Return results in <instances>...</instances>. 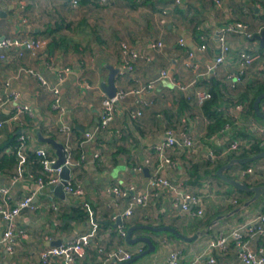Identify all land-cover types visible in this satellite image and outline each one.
I'll return each mask as SVG.
<instances>
[{
	"label": "crops",
	"instance_id": "crops-1",
	"mask_svg": "<svg viewBox=\"0 0 264 264\" xmlns=\"http://www.w3.org/2000/svg\"><path fill=\"white\" fill-rule=\"evenodd\" d=\"M178 1L110 0L99 5L97 0H91L85 4L79 1L75 7L73 0H0L1 36L46 41L34 54L26 53L19 58L13 52L4 54L5 60H0V120H9L19 104L31 109V115H23L20 123H5L0 128V145L10 137L17 136L19 141L25 136L22 148L15 152L26 160L24 167L17 162L3 166L0 187L10 189L14 199L34 194L33 203L37 206L36 211H24L17 218L16 227L23 236L13 255L0 245V264H40V255L54 243H65L82 235H90V247L85 257H78L72 264H110L108 256L118 246L135 256L146 246L126 244L119 227H115L114 217L129 207L133 195L146 190L150 192V202L146 207H135L124 218L125 234L129 227L145 225L170 226L186 236H199L189 243L166 232L136 230L133 237L150 238L155 251L133 264H165L172 252L179 253V264H204L212 239L264 211V196L244 208L252 195L238 191L216 176L217 170L239 153L231 150L233 141L249 146L254 138H262L260 129L264 128V121L246 113L249 101L240 103L239 96L257 82H264V44L254 39L264 31V0ZM231 23L246 25L252 36L247 39L243 35H229L227 60L211 75L207 68L220 48L219 31ZM180 39L184 46L178 44ZM121 43L149 61L141 59L133 71L126 72ZM157 43H161L159 48ZM202 46L204 49L200 50ZM243 50L259 58L235 90L223 88V92L222 83L236 70L237 55ZM189 52L197 64L195 69L184 66ZM108 65L120 69L117 92L141 90L150 81H155V85L139 95L128 94L117 104L110 127L96 139L83 141L84 134L99 123L101 101L106 97L101 85L106 84ZM21 68L40 73L59 90L61 116L52 108L51 93L34 77L21 73ZM67 68L69 72H64ZM162 70L169 71L173 81L161 79ZM12 77L16 78L5 89V82ZM210 81L218 83L216 90L223 94L216 111L227 121L214 131L195 99L198 90H210ZM193 82L194 87L184 91L177 87ZM12 93L18 95L17 101L9 98ZM252 97L249 93V98ZM263 100L260 110L264 113ZM137 111L141 116L133 119L131 114ZM60 120L72 128L69 143L72 159L78 166L71 169L70 179L82 191L80 197L68 196L66 200L53 192L43 193L42 189L48 187L37 190L36 179L47 178V174L42 169L34 170L32 163V159H39L35 151L41 148L56 161L55 149L40 142L38 133L62 144ZM167 131L191 141L190 147L169 150L174 166H166L162 172L164 178L177 186L176 192L150 185L158 164L155 147L166 139ZM10 153L11 149L2 151L0 158ZM95 155L98 157L94 158ZM248 168L252 173L243 177L237 165L225 174L250 187L264 186V158ZM111 188H116L118 194L107 192ZM182 193L200 198L202 217L182 211L179 205ZM83 202L88 203L90 211L82 208ZM81 213L86 217H81ZM218 217L222 219L214 224ZM4 230L0 220V239ZM248 246L254 252L264 251V237L248 240ZM238 252L231 244L223 252L214 250L209 254L217 264H243ZM49 264L66 263L54 258Z\"/></svg>",
	"mask_w": 264,
	"mask_h": 264
},
{
	"label": "built area",
	"instance_id": "built-area-1",
	"mask_svg": "<svg viewBox=\"0 0 264 264\" xmlns=\"http://www.w3.org/2000/svg\"><path fill=\"white\" fill-rule=\"evenodd\" d=\"M110 0H98V2L102 5H106ZM146 1H155V0H138L139 3ZM176 2H179L176 0ZM73 5L76 7L78 5L77 0H73ZM165 14L166 11H163ZM232 34L243 35L245 38H250L252 35L249 34L247 26L241 23H231L226 25L219 31L218 42L220 45L217 56L214 58V61L211 66L207 68V72L211 75L216 74V70L226 62L229 46H228V37ZM46 44L45 40H24L17 38H6L1 36L0 34V60H5L4 54L7 56L8 53H16L17 57H24L26 53L34 54L38 49L42 48ZM178 44L180 46H184V41L182 39L179 40ZM161 43H157V47L159 48ZM122 55L125 58V64L123 66V70L126 72H131L134 70L135 64L137 61L141 59H145L149 61V59L145 56L140 55L134 49H131L126 43L120 44ZM204 46L200 48L203 50ZM259 56L254 55L250 51H240L237 55L236 59V70L233 73H230L226 76L223 86H221L222 91H232L235 90L236 87L243 81L246 76L249 68L253 65V63L258 60ZM193 53H188V60L185 61L184 66L186 68H197V64L193 61ZM21 73H26L29 76L34 77L40 84V86L46 90H48L52 95V108L53 110L59 113V116L62 115L63 109L61 106L60 94L59 90L56 87H52L47 80L38 72L33 71L31 69H20ZM64 72H69V69H65ZM16 78L12 77L9 81H6L4 84V88L8 89L11 81ZM161 79H168L173 81L172 75H170L169 71L162 70L160 72ZM155 85V81H150L144 89L135 90L130 93H126L124 91L116 92L113 98L104 97L101 101V110L98 125L91 131L84 134L83 141H88L92 139H96L102 131L108 129L112 122L114 121V114L116 110V106L120 103L124 98L127 97L128 94H136L139 95L143 93L145 90H151ZM195 82L190 85L183 86L177 85L180 90H187L190 87H194ZM223 88H225L223 90ZM12 100L17 101L18 95L16 93H12L9 95ZM211 98V94L206 90H198L195 93V99L198 105H202L204 102L208 101ZM23 115H31V109L28 105L19 104L17 109L15 110L13 116L5 121L0 120V128L4 126V124L8 123H20ZM141 116V112L137 111L131 114V117L137 118ZM59 133L64 137L63 146L66 152V164L71 167V169L76 168L78 166L77 162H74L72 159V149L70 146V137H72V128L68 123L59 121ZM260 133L262 138H264V128L260 129ZM25 136L22 135L19 138V146L18 151L23 146V140ZM191 141L189 139H180L174 136L170 131L166 132V139L155 147V152L158 158V164L155 166L153 170V174L150 179V185L155 188H163L170 191H177V186L172 184L169 180L163 177L162 172L166 166H174V163L170 160L168 156L169 150L173 148H185L190 147ZM248 147V144L242 143L239 140L233 141L231 143V150L240 152L243 148ZM35 155L39 158L41 167L43 172L47 174V178L39 177L36 179L37 190L45 187H49L52 185H58L61 183L60 178V168L54 169L52 166L54 164V160H52L48 154V151L45 149H37L35 151ZM98 155H95L94 158H97ZM84 160V156L81 157ZM26 160L21 154H17V163L20 167H24ZM252 169L248 168L240 171V176H245L247 174H251ZM65 193L73 196L80 197L82 194L81 188L78 184L73 183L71 179H69L66 184L63 186ZM107 192H113L118 194V190L116 188L108 189ZM34 194L25 196L20 199H14L12 197L10 189L5 186L0 187V220L3 223L5 230L0 239V245L4 247V249L10 254L13 255L15 252V247L23 236V232L20 231L16 227L17 218L24 211L34 212L37 210V206L33 203ZM150 202V192L144 191L138 195H133L131 201L129 203V207L117 217H114L115 221L120 220L124 221V218L129 217L133 213V209L135 207H146ZM201 200L199 197L190 193H182L180 196L179 205L184 212H192L194 217L200 218L203 215V210L199 209ZM82 208L86 211H90V207L88 203L83 202ZM193 208H196V211H192ZM91 214V212H90ZM120 237H125V231L122 227H119ZM258 237H264V211L259 213L257 216L252 218L250 221L245 223L244 225L232 229L225 234H222L214 239H212L207 246V257L204 264H217L216 259L213 255L209 254V251H225L229 245L234 244L238 249V258L243 264H264V251L261 249L258 252L252 251L248 246V240H253ZM90 235H82L78 238H75L71 241H67L62 243L60 246H53L40 255V264H49L50 261L54 258L60 259L66 264H72L78 257H85L87 254V249L90 247ZM139 250L138 252H140ZM134 253L130 250H127L123 246H118L109 256V261L114 260L116 262H126L133 257ZM165 264H179V253L172 252Z\"/></svg>",
	"mask_w": 264,
	"mask_h": 264
},
{
	"label": "water",
	"instance_id": "water-1",
	"mask_svg": "<svg viewBox=\"0 0 264 264\" xmlns=\"http://www.w3.org/2000/svg\"><path fill=\"white\" fill-rule=\"evenodd\" d=\"M254 39L260 41V43L263 45L264 44V31L260 34V35H256L254 36ZM108 70H109V75L106 81V84L103 83L101 85L102 90L104 91V93L106 94V96L108 98H113L117 92V88H116V77L119 75L120 73V69L118 68H114L112 66H107ZM264 99V93L259 95L255 101H254V112L255 115L260 118L261 120L264 121V113L260 110V102ZM38 140L42 143H46L51 145L55 151H56V155H57V159L53 164V168H60V178H61V183H59L58 185H52L49 186L48 188L42 189L43 193H46L47 191L49 192H53L54 195L56 197H59L60 199L66 200L68 198V196H71L67 193H65L63 186L66 184V182L70 179V173H71V167L69 165L66 164V152L64 150V146L63 144L57 142L56 140H54L53 138L50 137H43L42 135H40L38 133ZM264 158V141L262 144V151L254 156H249L246 158H235L229 161V163H227L226 165L221 166L217 172H216V176L221 179L224 183H226L227 185L237 189L240 192H245V193H249L252 195L251 199L246 201L243 204L244 208L249 207L251 204H253L255 201L259 200L262 196H264V186H256V187H250L249 185H247L245 182L243 181H239L233 178H230L228 176H226L225 172L228 171L229 169H232L235 165H247V164H251L254 163L260 159ZM240 209H238L237 211H239ZM234 211V212H237ZM222 217H218L216 219V221L214 222V224L216 222H218L219 220H221ZM115 227H123V223L118 220L115 224ZM139 229H146L149 230L153 233H170L172 235H174L175 237H177L178 239L185 241V242H193L195 241L199 234H195L194 236H186L180 232H178L176 229H174L173 227L170 226H162V227H151V226H132L127 228L126 230V234H125V242L128 245H135L138 243H142L146 246V249L144 251H141L140 253L136 254L135 256H133L130 260L126 261V262H116L114 260H112L110 262V264H133L134 262H136L137 260L153 253L155 251V247L152 244L150 238L148 237H133V233L136 230ZM62 244V241H57L56 243H54V246H60Z\"/></svg>",
	"mask_w": 264,
	"mask_h": 264
},
{
	"label": "trees",
	"instance_id": "trees-1",
	"mask_svg": "<svg viewBox=\"0 0 264 264\" xmlns=\"http://www.w3.org/2000/svg\"><path fill=\"white\" fill-rule=\"evenodd\" d=\"M77 1L78 2L80 1L81 3L85 4L91 0H77ZM146 2H149V1H146ZM210 82H211V85H210L211 88H210V90L208 89L209 90L208 92L211 94V98L199 106L201 107V111H202L203 115L208 120H210V123H211L210 126L212 127V131H214L217 128L224 126L227 121L222 118V115L220 114V112L216 111V109L219 106L220 99L223 96V94L220 93L221 94L220 95L216 90L218 83H215L213 81H210ZM222 86H223V83H222ZM249 93H250V95L253 94V97L251 99L249 98ZM263 93H264V82H257L248 91H246L243 95L239 96L240 103L241 102L245 103L246 101H249L248 104H246V106H245L246 110H247L246 113H250L256 119H259V118L255 115L253 104H254L255 99ZM263 102H264V100H263ZM17 130L18 129H16V131ZM16 137L17 136L10 137L5 143L0 145V153L2 151H6L8 149L12 150V153H10L7 156L4 155L0 158V171L3 168V166L5 164H7L8 162L11 166L16 164V162H17V156H16L15 151L19 146V141L16 140ZM263 141H264V138H259V137L254 138L248 147L243 148L238 154L235 153L234 155H232L230 157V159L231 160L235 159V158L242 159V158H246L249 156H254V155L259 154L262 151ZM32 163L34 164V167H33L34 170L42 169L39 159H36V160L32 159ZM249 165L250 164L237 165V166H239V168L241 170H245L246 167H248ZM81 217H83V218L86 217V214L81 213ZM201 222H203V221H201ZM205 224L207 225L208 221ZM201 225H202V223H200L198 226L200 227Z\"/></svg>",
	"mask_w": 264,
	"mask_h": 264
},
{
	"label": "rangeland",
	"instance_id": "rangeland-1",
	"mask_svg": "<svg viewBox=\"0 0 264 264\" xmlns=\"http://www.w3.org/2000/svg\"><path fill=\"white\" fill-rule=\"evenodd\" d=\"M97 3H99L98 0H97ZM99 5H102V4L99 3Z\"/></svg>",
	"mask_w": 264,
	"mask_h": 264
}]
</instances>
